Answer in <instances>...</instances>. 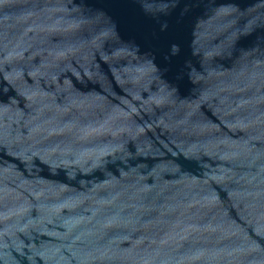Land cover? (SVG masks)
Here are the masks:
<instances>
[{
  "label": "water",
  "instance_id": "obj_1",
  "mask_svg": "<svg viewBox=\"0 0 264 264\" xmlns=\"http://www.w3.org/2000/svg\"><path fill=\"white\" fill-rule=\"evenodd\" d=\"M0 264H264V0H0Z\"/></svg>",
  "mask_w": 264,
  "mask_h": 264
}]
</instances>
